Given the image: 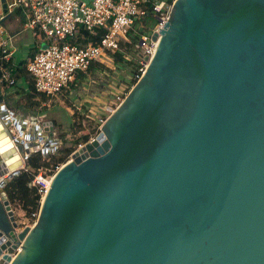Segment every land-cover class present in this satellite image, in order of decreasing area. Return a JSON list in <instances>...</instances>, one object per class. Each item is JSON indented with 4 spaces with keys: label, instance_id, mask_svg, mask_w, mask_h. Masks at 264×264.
<instances>
[{
    "label": "water",
    "instance_id": "obj_1",
    "mask_svg": "<svg viewBox=\"0 0 264 264\" xmlns=\"http://www.w3.org/2000/svg\"><path fill=\"white\" fill-rule=\"evenodd\" d=\"M57 143L0 97V264H264V0H176L143 73L18 229L3 188Z\"/></svg>",
    "mask_w": 264,
    "mask_h": 264
},
{
    "label": "built area",
    "instance_id": "obj_2",
    "mask_svg": "<svg viewBox=\"0 0 264 264\" xmlns=\"http://www.w3.org/2000/svg\"><path fill=\"white\" fill-rule=\"evenodd\" d=\"M175 1L6 0L8 8L19 7L26 12L25 28L41 37L36 51L26 59L24 69L31 78L33 92L46 103L70 93L76 77L87 73L93 63L106 64L116 52L122 53L126 60L123 53L127 48L142 51L138 79L155 50L159 30ZM153 34L156 40L151 39ZM77 37L80 42H76ZM11 52L9 38L0 23V87L13 82L9 69L3 66ZM103 121L98 124L94 137ZM94 137H88L86 142ZM50 177L38 175L30 181L38 185L40 196L47 188L44 181Z\"/></svg>",
    "mask_w": 264,
    "mask_h": 264
},
{
    "label": "rangeland",
    "instance_id": "obj_3",
    "mask_svg": "<svg viewBox=\"0 0 264 264\" xmlns=\"http://www.w3.org/2000/svg\"><path fill=\"white\" fill-rule=\"evenodd\" d=\"M85 1L88 2L89 0ZM18 12L22 20L20 27L22 26L25 28L27 20L26 12L23 10ZM24 35L31 36V33L27 30ZM123 54L127 57L126 60L122 58V61L118 60L114 62L115 60L112 56L106 64H101L96 71H91L92 73L87 71L86 74L89 73L88 75L90 77L88 76L89 81H87L85 90H82L80 85L77 87V90L74 88V91L60 97L59 100L47 103L44 101L43 97L36 95L35 100L38 99L40 104L36 107L27 109L24 107V97L22 95L17 96L14 92L17 87H13L14 89L12 88L5 92L3 99L4 104L13 114L21 115L28 124L34 121L41 122L51 120L53 122V137L58 139V143L55 145L56 148L53 149L51 147L47 154H59L63 149L75 147L73 146V141L79 135L87 134L88 137H94L98 124L101 123L102 120H105L109 115L110 109H115L120 100H122L129 88L136 81V74L142 51L139 48L138 50L129 48L125 50ZM95 97H100V100H94ZM84 98L86 100H84ZM79 101H81V103H78ZM77 147L78 146H76V148ZM61 164H59V166ZM59 166H57L55 170ZM55 170L50 173L47 169H39L35 176L37 177L40 175L43 178L45 176H51ZM12 206L18 229L30 227L35 222L38 209L29 218L24 216V213L18 206H14L13 204Z\"/></svg>",
    "mask_w": 264,
    "mask_h": 264
},
{
    "label": "trees",
    "instance_id": "obj_4",
    "mask_svg": "<svg viewBox=\"0 0 264 264\" xmlns=\"http://www.w3.org/2000/svg\"><path fill=\"white\" fill-rule=\"evenodd\" d=\"M18 12V11H17ZM81 32V31H80ZM82 33V32H81ZM80 38L77 37L76 42H80ZM129 48H127L128 50ZM114 62L121 60L122 61V53L116 52L113 54ZM3 66L9 69L10 76L13 82L7 87L14 86L17 87V83L21 78L26 79V84L29 91L21 90L20 88L15 89V94L22 95L25 99L24 107L30 109V107H36L40 103L35 100V93L32 90V81L30 76L24 69V63H20L19 67H12L9 65V61L4 62ZM23 108V106H22ZM53 123V122H52ZM88 139L87 134L79 135L73 141V146L75 147H68L63 149L58 153L47 154L43 156L40 151L33 152L27 159H26V170H21L20 173L9 180L7 185L4 186V191L6 196L11 204L14 206H18L20 210L24 213V216L31 217L36 210L38 209V202L40 199V193L38 191L39 187L37 184H30V181L33 177L37 174V170H49L52 173L59 164H63L68 155L78 146L79 144H83Z\"/></svg>",
    "mask_w": 264,
    "mask_h": 264
},
{
    "label": "crops",
    "instance_id": "obj_5",
    "mask_svg": "<svg viewBox=\"0 0 264 264\" xmlns=\"http://www.w3.org/2000/svg\"><path fill=\"white\" fill-rule=\"evenodd\" d=\"M81 1H85V0H81ZM20 10L23 9L19 7L8 8V11L10 13L8 17L5 18L1 23V25L4 27L6 35L9 38L10 46L12 49L11 55L8 59L9 65H11L14 68L19 67L20 63L22 62L25 63L26 59L29 58L34 53V51H36L41 41V37L36 31L30 30L28 28H23L22 26L20 27L22 20L19 12H17ZM27 30L31 33V36L24 35V33H26ZM100 66L101 64L93 63L88 69L89 73H92L91 71H96V69L99 68ZM88 74L85 73L83 75H78L76 77L74 84L72 85L73 87L72 91H74L75 89L77 90V87L80 85L82 87L81 89L85 90V87L87 86V81H89L88 79L90 77ZM13 87L14 86H10L8 88L7 86L0 87V97L4 99L5 92L9 91V89H12ZM17 88L23 90L24 93L25 91H29L26 84V79L21 78L17 83ZM84 100L86 99L84 98ZM94 100L99 101L100 97L98 98L95 97ZM78 103H81V101H79Z\"/></svg>",
    "mask_w": 264,
    "mask_h": 264
},
{
    "label": "bare ground",
    "instance_id": "obj_6",
    "mask_svg": "<svg viewBox=\"0 0 264 264\" xmlns=\"http://www.w3.org/2000/svg\"><path fill=\"white\" fill-rule=\"evenodd\" d=\"M44 184L46 185V187L48 186V184H49V180L47 179V180H45L44 181ZM43 196V195H42ZM42 196H41V198H42Z\"/></svg>",
    "mask_w": 264,
    "mask_h": 264
},
{
    "label": "flooded vegetation",
    "instance_id": "obj_7",
    "mask_svg": "<svg viewBox=\"0 0 264 264\" xmlns=\"http://www.w3.org/2000/svg\"><path fill=\"white\" fill-rule=\"evenodd\" d=\"M55 138V137H54ZM3 190H4V188H3Z\"/></svg>",
    "mask_w": 264,
    "mask_h": 264
}]
</instances>
